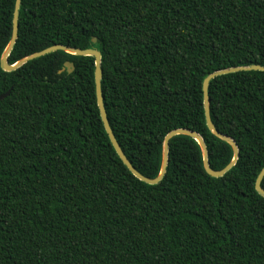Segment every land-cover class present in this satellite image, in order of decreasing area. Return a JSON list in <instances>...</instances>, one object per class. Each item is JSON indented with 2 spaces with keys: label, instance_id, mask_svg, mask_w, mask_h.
<instances>
[{
  "label": "trees",
  "instance_id": "obj_1",
  "mask_svg": "<svg viewBox=\"0 0 264 264\" xmlns=\"http://www.w3.org/2000/svg\"><path fill=\"white\" fill-rule=\"evenodd\" d=\"M15 0H0V56ZM95 38V41L93 40ZM101 53L113 135L146 177L164 135L199 133L218 170L230 145L204 117L202 81L264 66V0H20L7 62L52 44ZM71 61V72L63 69ZM0 264H264V70L208 83L215 128L235 164L207 174L191 136L168 143L156 184L135 177L100 118L93 57L56 50L0 67ZM264 189V176L260 183Z\"/></svg>",
  "mask_w": 264,
  "mask_h": 264
},
{
  "label": "water",
  "instance_id": "obj_2",
  "mask_svg": "<svg viewBox=\"0 0 264 264\" xmlns=\"http://www.w3.org/2000/svg\"><path fill=\"white\" fill-rule=\"evenodd\" d=\"M19 6H20V0H15L14 1V7H13V12H12V26H11V34L8 43L4 47V50L0 56V67L5 70V71H10L14 70L17 67L21 66L23 63L26 61L36 58L38 56H41L43 54L56 51V50H63L65 52H68L70 54L74 55H89L93 57V80H94V87H95V97H96V103L98 106L99 114L101 121L103 123L104 129L107 133V136L115 149L118 157L121 159L123 164L128 168V170L138 179L148 183V184H156L158 183L162 176L164 175L166 171V166L168 162V143L169 140L175 136L176 134H186L188 136H191L195 141L198 143L199 148L201 150V156H202V165L205 170V172L211 176H221L226 170H228L230 167H232L236 159L238 157V146L236 142L229 136L219 132L210 117V111H209V98H208V83L210 79L213 77L220 75L222 73H228V72H234V71H239V70H264V66L259 65V64H250V65H242V66H232L228 68H223L219 70H215L211 73H209L207 76L204 77L202 81V94H203V106H204V117H205V122L206 126L209 129V131L214 134L216 137L219 139L227 142L231 149H232V158L231 160L222 168L215 170L212 169L209 166L208 163V156H207V148L204 143V140L202 136L188 128H174L170 131H168L162 140L161 144V162H160V168L158 174L153 177L149 178L141 174L136 168L131 164V162L128 160L124 152L122 151L120 145L116 141L113 132L109 126V122L106 116V111L104 108V103H103V97H102V92H101V76H102V70H101V53L94 48H74L70 47L67 45L63 44H52L50 46H47L41 50L34 51L28 55L23 56L22 58L18 59L15 63L10 64L7 62V55L9 54L13 44L16 41L17 38V29H18V13H19ZM95 41V38H93ZM74 68V65L71 61H65L63 63V67L59 69V72H61L63 69H65L68 73L71 72ZM10 89L6 90L5 92L0 94V99L5 97L9 93ZM264 176V165L261 167L259 170L255 181H254V189L256 192L264 197V189H262L260 183L261 180Z\"/></svg>",
  "mask_w": 264,
  "mask_h": 264
}]
</instances>
